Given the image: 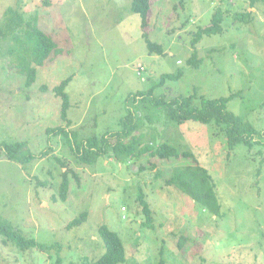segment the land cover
Instances as JSON below:
<instances>
[{
  "label": "rangeland",
  "instance_id": "obj_1",
  "mask_svg": "<svg viewBox=\"0 0 264 264\" xmlns=\"http://www.w3.org/2000/svg\"><path fill=\"white\" fill-rule=\"evenodd\" d=\"M131 2L0 0V26L8 9L25 19L21 32L0 40V144L25 143L33 156L24 165L0 157V218L26 239L54 246L20 250L0 240V264L96 261L104 252L101 226L120 237L126 253L122 264H264V2L151 0L146 29ZM219 10L222 31L204 35L193 47L195 34L210 26ZM247 13L248 23L236 20V14ZM28 23L61 50L36 68L30 86L27 72L35 66ZM144 32L163 47V55L148 52ZM195 51L199 62L189 65ZM178 72L179 78L157 88L150 104L128 101ZM67 79L68 122L61 118L63 99L54 91ZM193 96L195 107L200 97L227 98L226 110L255 129L253 143L229 149L214 122H169L166 104ZM128 110L147 143L189 152L208 171L218 213L165 184L190 159L146 154L77 163L72 147L120 131ZM60 127L68 135L47 133ZM60 161L70 169L66 199ZM139 190L151 208L153 228L143 226ZM84 213L85 221L69 228Z\"/></svg>",
  "mask_w": 264,
  "mask_h": 264
},
{
  "label": "trees",
  "instance_id": "obj_2",
  "mask_svg": "<svg viewBox=\"0 0 264 264\" xmlns=\"http://www.w3.org/2000/svg\"><path fill=\"white\" fill-rule=\"evenodd\" d=\"M261 1L264 2V0ZM253 2H255V0H252V3ZM150 8L151 0H132L131 2V11L141 16L143 29L147 27ZM235 18L241 22L248 23L250 13L236 14ZM222 20L223 15L219 10L213 16L212 24L205 29H200L195 34L192 46L195 47L204 35L210 36L221 32ZM24 24L25 19L20 13L8 9L5 21L2 26H0V40L6 39L17 32H21ZM27 27L28 31L26 35L29 36L31 43H33V47L30 51V59L35 66L34 68H30L27 72V85L30 86L36 80V68L42 67L52 53L56 56L60 55L61 50L53 38L46 35L37 28L36 25L33 26V24L28 23ZM143 37L150 54H164L163 47L153 43L146 32H144ZM197 57L198 55L195 51L187 63L189 65L198 64L199 60ZM180 76V72L174 75H164L157 86L153 87L148 92H139L129 97L128 101L133 104L140 102L142 106L150 104V99L153 97L154 92L166 79H177ZM69 80L70 79L62 81L60 85L54 89L55 94L63 99L61 118L66 122H68L67 108L69 102L65 89ZM194 97L195 96L190 98H178L166 104L165 116L167 120L177 124H183L187 121L200 122L203 124L214 122L217 127H220L219 131L223 133L229 149H233L236 145L241 143H245L246 145H251L253 143L256 135L255 129L247 120L226 110L227 98L213 100L200 97V107H195L193 105ZM157 105L156 107L160 108L159 104ZM147 118H149V115ZM121 126V130L116 133H106L100 137L93 136L75 144L72 150L76 155L77 163L82 166H90L99 158L105 156L116 161H122L130 157L138 158L146 154L159 160L190 159L192 163L187 166L175 168L170 177L165 181V184L167 186H175L180 191L187 194L194 202L203 207H207L211 213L215 214L219 212L220 205L215 193L213 179L208 171L198 164L193 154L189 152H179V150L167 144H162L155 148L152 144L147 143L144 133H138L140 129L139 124L136 121V116L131 110H128L127 115L121 120ZM67 128L60 127L48 129L47 133L56 136L62 134L68 135L69 132ZM72 140H74V138H72ZM25 148V143L0 144V157L24 165L33 158L28 151H25ZM61 164L62 168L65 169L63 173L62 191L63 199H66L68 192L66 178H68L70 169H67V167L63 165V162H61ZM74 176L78 180V175L76 173ZM136 201L145 218L143 226L153 228L152 211L142 190H139ZM85 219L86 214L84 213L75 219L69 225V228L80 226ZM99 237L104 244L103 254L96 261L85 262L84 264H122L126 261L123 243L116 232L111 231L106 226H101L99 228ZM0 240L3 244L11 243L20 250L38 248L41 251H47L54 248V246L47 247L38 244L34 239H26L9 221L2 218H0Z\"/></svg>",
  "mask_w": 264,
  "mask_h": 264
},
{
  "label": "built area",
  "instance_id": "obj_3",
  "mask_svg": "<svg viewBox=\"0 0 264 264\" xmlns=\"http://www.w3.org/2000/svg\"><path fill=\"white\" fill-rule=\"evenodd\" d=\"M179 64H180V62H179Z\"/></svg>",
  "mask_w": 264,
  "mask_h": 264
}]
</instances>
